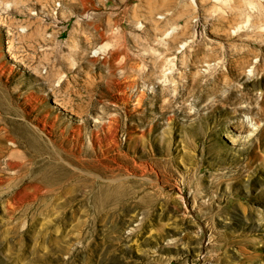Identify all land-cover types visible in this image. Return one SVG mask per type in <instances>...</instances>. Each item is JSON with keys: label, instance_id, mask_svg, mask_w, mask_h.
<instances>
[{"label": "rangeland", "instance_id": "rangeland-1", "mask_svg": "<svg viewBox=\"0 0 264 264\" xmlns=\"http://www.w3.org/2000/svg\"><path fill=\"white\" fill-rule=\"evenodd\" d=\"M245 113L264 0H0V264H264Z\"/></svg>", "mask_w": 264, "mask_h": 264}, {"label": "clouds", "instance_id": "clouds-1", "mask_svg": "<svg viewBox=\"0 0 264 264\" xmlns=\"http://www.w3.org/2000/svg\"><path fill=\"white\" fill-rule=\"evenodd\" d=\"M247 75L251 78L253 76V70L249 69ZM224 95L226 96L227 93H224ZM243 107H247V105H243ZM197 111L198 110L195 107V105L189 104L188 106L189 115L195 114ZM240 122L247 129L246 132H244L243 134L238 133L235 136H232L230 133H226V135L230 139L231 143L233 144L239 143L241 146L249 143L258 134L260 129L264 127V122L257 123L254 117L247 113L241 116ZM229 124H231V121H229Z\"/></svg>", "mask_w": 264, "mask_h": 264}, {"label": "bare ground", "instance_id": "bare-ground-1", "mask_svg": "<svg viewBox=\"0 0 264 264\" xmlns=\"http://www.w3.org/2000/svg\"><path fill=\"white\" fill-rule=\"evenodd\" d=\"M254 6V5H253ZM257 6V5H256ZM169 34V33H168Z\"/></svg>", "mask_w": 264, "mask_h": 264}]
</instances>
